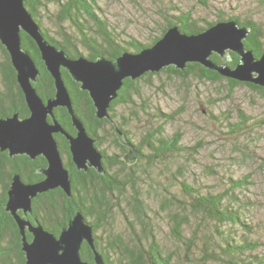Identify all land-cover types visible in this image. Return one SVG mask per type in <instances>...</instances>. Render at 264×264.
Masks as SVG:
<instances>
[{"label":"trees","instance_id":"1","mask_svg":"<svg viewBox=\"0 0 264 264\" xmlns=\"http://www.w3.org/2000/svg\"><path fill=\"white\" fill-rule=\"evenodd\" d=\"M48 2L56 6V13L49 14L48 17L59 36L58 39L51 36L41 22V13L48 10ZM25 7L38 25L43 37L72 58L85 56L89 60H96L98 57L115 60L122 52H130L132 49L131 53H134L152 46L169 27L179 25L182 33L198 34L218 22L231 19L237 20L241 27L249 28L244 41L245 48L251 50L256 57L264 53L263 27L256 21L240 20L237 16L227 19L219 17L215 21L207 22L193 18L190 11L177 10L176 16L172 14L165 16L166 26L151 44L143 45L133 40L127 43L130 47L128 48L122 42L120 43L98 13L100 8L96 0H26ZM67 28L72 30L73 34ZM21 38L23 48L30 54L39 70L33 87L44 101L52 98L55 95L54 80L46 70L35 42L24 32H21ZM81 48H84L87 54H83ZM0 54L2 57L0 62V118L10 117L15 113L21 118H26L29 116V110L17 83L10 56L1 43ZM229 55V60H224L216 54H213L211 59L216 64L226 63L234 68L239 59L234 53H229ZM61 72L72 99L73 110L82 121L88 135L96 140L95 144L98 148H101L104 136H108L109 143L119 151V154L114 153L109 156L105 150H101L104 155L103 175L98 174L92 168H89L87 172L78 171L71 160L68 142L61 135L54 134L64 166L70 173L71 196L69 197L60 188L39 194L32 200V213L26 216L28 221L38 222L49 232L59 235L79 211L93 226L95 247L105 264H173V257L164 253L155 235L152 221L158 211L151 215L139 191L142 187L139 167L144 162L148 167L159 166L162 170L168 171L170 188L175 185L173 180L178 182L182 198L164 187L163 192L160 193V211L167 217L168 230L175 243L186 247L188 253L199 252L194 260H190L191 264H264V253H260V248L264 245V224L261 227L258 224L248 223L247 212L250 210V205H247V201H241L235 193V190L242 191L247 179L227 178V189L220 193L206 194H201L186 181L180 180L175 176L172 167L174 165L180 167L182 163H189L192 156L188 152L190 148L181 145L182 134L180 132L169 137L164 135L165 125L174 120V116L165 114L159 109H155L156 112L147 111L144 105H139L135 101V97L141 95L139 83L152 76H158L160 73H172L181 80L192 75L199 81L212 84L224 80L228 84L229 93L239 86H244L264 97L263 87L224 78L198 63H188L182 71L170 66L158 73H146L135 80L125 79L117 98L110 103L109 119L99 120L95 116V108L88 92L80 90V84L74 82L66 70L62 69ZM119 107L129 109L136 118H139V115L135 107L139 108L140 113L149 116L153 112L156 122H159L156 127L148 128L139 143L135 144L127 129L131 118L122 119L123 122L115 120ZM53 113L62 127L68 133L75 135L76 130L67 109L57 107ZM238 117V123L230 122L229 118L220 122L225 124L227 134L241 135L248 128L247 118L240 112ZM48 119L51 121L50 118ZM262 123L264 124V120ZM116 130L121 131L128 143L138 152V159L132 165H128L122 159L121 155H125L128 148L119 142ZM192 149L194 151V148ZM143 150H147V153L144 154ZM46 166L47 161L42 156L34 160L24 155L10 158L7 152H0V182L2 183L0 221L4 223L3 226L5 225L3 230L0 225V264H26V258L21 249V235L15 221L5 211L7 190L12 176L18 173L25 182H37L43 179V176L36 171ZM176 172L181 173L182 169L177 168ZM179 176H183V173ZM122 204L126 206L129 213L124 211ZM115 209L121 211V216L131 234L130 240L124 241L121 236L115 235V241L107 238L104 244L101 236H97L96 233L98 229L106 225L109 229L112 228L110 219ZM127 214H132L133 219ZM135 223L140 232L135 229L137 228L134 227ZM185 229L192 230V235L188 238L184 234ZM27 237L31 238L28 233ZM81 257L88 264H95L94 254L86 243L82 245ZM185 259H188V255Z\"/></svg>","mask_w":264,"mask_h":264},{"label":"water","instance_id":"2","mask_svg":"<svg viewBox=\"0 0 264 264\" xmlns=\"http://www.w3.org/2000/svg\"><path fill=\"white\" fill-rule=\"evenodd\" d=\"M25 1L0 0V43L10 56L29 110L26 118L17 113L0 118V152H7L10 158L24 155L34 160L42 156L47 166L37 170L44 176L37 182H25L18 173L12 176L5 209L17 224L26 264H88L81 257L84 243L93 252L94 263L105 264L95 247L93 226L86 221L83 213L76 212L59 235L49 232L39 223L33 225L18 214L19 211L24 215L32 213V200L39 194L60 188L71 196L70 173L64 166L54 134L59 133L68 141L71 160L78 171L87 172L93 168L104 174V155L75 114L61 70H66L71 79L80 84V90L88 92L95 116L102 120L109 119L110 103L117 98L125 79L135 80L170 66L182 71L188 63H198L224 78L264 88V53L256 57L245 48L249 28L241 27L237 20L231 19L218 22L198 34L182 33L179 25L169 27L152 46L134 53L122 52L115 60L102 57L89 60L85 56L72 58L43 37L25 7ZM21 32L35 42L41 60L54 80L55 95L45 101L33 87L39 70L23 48ZM227 53H234L239 59L234 68L226 63L216 64L211 59L213 54L224 59ZM57 107L67 109L75 135L68 133L55 119L53 111ZM116 136L128 148L122 159L128 165L134 164L138 152L121 131L116 130ZM26 231L32 235L31 241L27 239Z\"/></svg>","mask_w":264,"mask_h":264},{"label":"rangeland","instance_id":"3","mask_svg":"<svg viewBox=\"0 0 264 264\" xmlns=\"http://www.w3.org/2000/svg\"><path fill=\"white\" fill-rule=\"evenodd\" d=\"M96 2L100 8L98 13L125 47H128L127 43L133 40L143 45L151 44L166 26L165 16L171 14L176 16L177 10L190 11L193 18L207 22L215 21L219 17L227 19L237 16L240 20L256 21L264 29V0H96ZM47 9L49 13L47 11L41 13L42 25L51 36L58 39L59 36L48 17L49 14L56 13V6L48 2ZM81 51L87 54L84 48H81ZM130 52L133 50L130 49ZM229 59V53L225 54L224 60ZM139 84L141 95L135 97L136 103L144 105L147 111L156 112L159 109L165 114L173 115L174 120L165 125L164 135L169 137L180 132L181 145L190 148L188 152L192 159H189V163H182L180 167L174 165L172 171L175 176L186 181L201 194L220 193L227 189V178L247 179L242 191L235 190V193L241 201H247V205H250V210L247 212L248 223L262 227L264 224V124L262 123L264 97L244 86H239L229 93L228 84L224 80L212 84L199 81L192 75L181 80L175 74L160 73ZM135 111L138 112L139 118L132 115L129 109L119 107L115 120L123 122L122 119L131 118L127 129L136 144L147 129L156 127L159 121L156 122L153 112L149 116L140 113L138 107H135ZM239 112L247 118L248 128L241 135L227 134L225 124L220 122L229 118L230 122L238 123ZM108 139V136H104L100 150H105L109 156L114 153L119 154ZM143 151L144 154L147 153V150ZM121 156L123 157V154ZM145 164L143 162L139 167L142 185L139 191L151 215L158 211L152 221L157 241L164 253L173 257V264H191L190 260H194L199 252L188 253L186 247L175 243L168 230L167 217L160 211V193L163 192L164 187L169 188L172 194L179 197L182 194L178 182L173 180L175 185L170 188L168 171L162 170L159 166L148 167ZM177 168L182 169L183 176H179L181 173L176 172ZM122 208L129 213L124 204ZM118 209H115L110 219L112 228L109 229L106 225L96 233L97 236H101L104 244L107 238L115 241V235L121 236L124 241L130 240L131 234ZM128 217L133 219L132 214ZM134 227H137L136 223ZM135 229L140 232L138 227ZM184 234L188 238L192 235V230L185 229ZM260 253H264V245L260 248ZM187 255L188 259H185Z\"/></svg>","mask_w":264,"mask_h":264},{"label":"flooded vegetation","instance_id":"4","mask_svg":"<svg viewBox=\"0 0 264 264\" xmlns=\"http://www.w3.org/2000/svg\"><path fill=\"white\" fill-rule=\"evenodd\" d=\"M59 134V133H58ZM76 134V133H75ZM59 135H61V134H59ZM71 135H73V134H71ZM62 136V135H61ZM63 137V136H62ZM65 139V138H64ZM66 140V139H65ZM67 141V140H66ZM68 142V141H67ZM97 147V146H96ZM98 148V147H97ZM99 150H100V148H98ZM68 150H69V146H68ZM45 168V167H44ZM40 169H42V168H40ZM40 169H38V170H40ZM93 169V168H92ZM37 172V171H36ZM38 173V172H37ZM98 173V172H97ZM38 174H41V173H38ZM99 174V173H98ZM42 175V174H41ZM43 176V175H42ZM43 178H44V176H43ZM42 180V179H41ZM40 181V180H39ZM11 183V182H10ZM1 182H0V188H1ZM9 186H10V184H9ZM9 189V188H8ZM7 192H8V190H7ZM7 201H8V194H7V200H6V203H7ZM6 203H5V206H6ZM5 211H6V209H5ZM7 212V211H6ZM7 213H9V212H7ZM10 214V213H9ZM18 214L21 216V217H24L25 219H26V216L27 215H29V214H31V213H28L27 215H24L23 214V212L22 211H19L18 212ZM11 215V214H10ZM12 217V216H11ZM14 220V219H13ZM27 220V219H26ZM15 221V220H14ZM30 222V221H29ZM16 223V222H15ZM31 223V222H30ZM36 223H38V222H34V223H32L33 225H35ZM3 222L2 221H0V225H1V230H3L4 229V227H5V225L3 226ZM40 224V223H39ZM17 225V224H16ZM18 228V227H17ZM19 231V230H18ZM27 233L31 236V238H28L27 237ZM26 237H27V239L29 240V241H31V239H32V235L28 232V231H26ZM96 240V239H95Z\"/></svg>","mask_w":264,"mask_h":264}]
</instances>
